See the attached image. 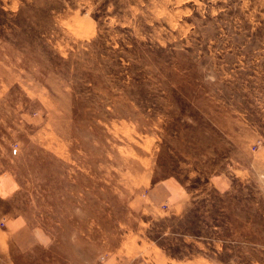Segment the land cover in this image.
Masks as SVG:
<instances>
[{"label": "rangeland", "instance_id": "1", "mask_svg": "<svg viewBox=\"0 0 264 264\" xmlns=\"http://www.w3.org/2000/svg\"><path fill=\"white\" fill-rule=\"evenodd\" d=\"M108 259L264 264V0H0V264Z\"/></svg>", "mask_w": 264, "mask_h": 264}, {"label": "crops", "instance_id": "2", "mask_svg": "<svg viewBox=\"0 0 264 264\" xmlns=\"http://www.w3.org/2000/svg\"><path fill=\"white\" fill-rule=\"evenodd\" d=\"M161 190H163V192H167V193H171L172 194V191H171V187L169 186V185H164V186H162L161 187ZM19 230H21V229H18V231L17 230H13V232H12V234H19L20 233V231ZM117 259V258H116ZM120 260H116L117 261V263H122V258H119ZM117 263H114V264H117ZM105 264H113L112 263V260H110V259H108V261H106V263ZM129 264V263H128Z\"/></svg>", "mask_w": 264, "mask_h": 264}]
</instances>
